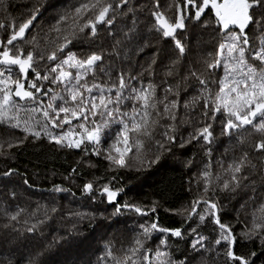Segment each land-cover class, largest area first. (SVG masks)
<instances>
[{
	"label": "snow or ice",
	"instance_id": "1",
	"mask_svg": "<svg viewBox=\"0 0 264 264\" xmlns=\"http://www.w3.org/2000/svg\"><path fill=\"white\" fill-rule=\"evenodd\" d=\"M146 7L141 0H76L45 27L37 25L46 11L44 0H35L25 16L0 22V126L20 130L23 137L13 138L18 144L47 140L58 150L103 155L109 171L139 170L173 149L199 145L206 159L189 180L196 195L177 210L181 227L138 223L128 243L121 240L117 247L115 240L106 241L95 264H176L167 240L151 246L153 233L187 236L191 254L181 264H210L209 257L216 264L221 256L223 264H255L256 252H236L234 245L259 241L264 248V0H174L164 11L160 0H152L142 28L140 15ZM173 8L169 17L167 11ZM207 12L211 16L203 21ZM189 23L204 29L214 26L217 34L213 50L198 61L202 69L192 62L183 65L186 46L177 34ZM152 34L170 38L171 52L154 45ZM149 48L152 55L141 62L138 57ZM162 56L168 63L164 78L156 83ZM217 124L220 135L235 144L231 158L213 163ZM189 127L192 130L185 136ZM8 146L14 145L9 141ZM184 163L186 168L196 167L194 157ZM13 172L10 168L2 175ZM76 174L73 168L65 180ZM116 179L100 176L85 182L81 194L95 200L98 193L101 203L112 206V217L156 212L155 201L147 209L120 203L123 189L113 185ZM104 180L108 182L97 186ZM51 191L70 189L53 185ZM237 197L243 199L237 219L242 211L250 217L239 234L221 216L222 202ZM3 212L14 224L22 216L26 225L35 220L26 229L29 233L49 218L48 209L42 216L39 208ZM207 223L216 226L217 235L204 234Z\"/></svg>",
	"mask_w": 264,
	"mask_h": 264
},
{
	"label": "trees",
	"instance_id": "2",
	"mask_svg": "<svg viewBox=\"0 0 264 264\" xmlns=\"http://www.w3.org/2000/svg\"><path fill=\"white\" fill-rule=\"evenodd\" d=\"M34 2L35 0H3V4L10 6L14 11L25 8L27 12L23 16L29 12ZM75 2L76 0H44L46 11H43V15L39 17L37 25L43 24L46 27L53 22L52 18L57 12ZM151 2L152 0H141V3L147 6L140 15L142 28L148 22V8L151 7ZM173 2L174 0H160L161 10H166ZM167 15L172 17L174 8L168 10ZM210 16L211 13L207 12L202 16V20L207 21ZM20 17L22 15L17 13L9 16L8 19L0 18V22ZM216 35L214 26L204 29L199 24L193 27L191 23L188 24L186 31H178L177 38L186 46L183 65L187 67L188 63L192 62L194 67L202 69V64L198 61L205 53L213 50L217 42L214 38ZM249 35L254 34L249 32ZM2 36L3 33H0V37ZM149 39L165 52H171L174 48V42L170 38L161 39L152 34ZM152 52V48L146 49L138 59L143 62L152 55ZM161 59L162 63L156 69V83H160L164 78V65L168 63L167 58L162 56ZM191 130L190 127L187 128L184 135L187 136ZM14 137H23V133L18 129L0 126V145H2L0 147V264H30V260L33 259L38 261V264H95L101 254L99 250L106 241L115 240L117 247L121 240L128 243L134 235L131 229L138 223L155 221L160 227L169 229L181 227L182 217L177 214V210L187 206L196 195V186L192 184L190 188L189 180L202 167L201 162L206 159L199 145H190L184 149H173L172 153H164L157 163L151 166L145 165L139 170L133 167L109 171L108 161L103 155L95 156L89 152V155L84 156L79 150H58L47 140L33 143L28 139L23 144H18ZM9 141L14 145L11 148L8 146ZM234 144V140L230 141L220 135L217 124L216 142L211 145L213 163L216 160L227 161L231 158ZM226 149H228L227 154H225ZM154 151L155 148L152 147L151 152ZM192 157L195 158L196 167L186 168L184 162ZM77 160L80 161L79 165L76 163ZM10 168L14 169V172L4 177L2 173ZM73 168L77 169L78 174L65 180ZM113 175L117 177L113 185L123 189L118 199L120 203L125 201L137 203L147 209L155 201L156 212H149L151 215L146 217H140L134 212H124L119 217H112V206L101 203L98 193L95 200L81 194L83 183L93 181L100 176ZM24 180L28 181L27 185L24 184ZM106 182L108 181H100L97 186ZM53 185L70 189V192H53L51 191ZM72 193H75V196ZM242 202L243 199L239 200L238 197L236 200L222 202L224 205L221 212L222 220L231 223L236 234L250 224L243 211L239 214V220L237 219L236 209ZM18 207L25 208L29 212L39 208L41 216L43 211L48 209L49 218L36 232L29 233L26 229L35 220H30L26 225L22 216L20 223L14 224L3 212V209L13 212ZM52 207L57 209L55 213L51 212ZM76 213L81 216H77ZM214 228L215 225L207 223L202 227V231L206 236L211 237L218 234V229L214 232ZM159 239H165L170 246H173L172 259L176 264H181L185 257L191 254L187 236L179 239L171 237L170 233H153V239L149 241L153 248L159 243ZM57 240L59 242H55ZM219 250L223 251V249ZM234 251L256 252L255 264H264V248H261L259 241L239 242L234 245ZM199 258L197 256V260ZM209 261L211 264V257ZM216 264H223L222 256Z\"/></svg>",
	"mask_w": 264,
	"mask_h": 264
},
{
	"label": "rangeland",
	"instance_id": "3",
	"mask_svg": "<svg viewBox=\"0 0 264 264\" xmlns=\"http://www.w3.org/2000/svg\"><path fill=\"white\" fill-rule=\"evenodd\" d=\"M4 6H5V4H3V0H1V2H0V18L8 19L9 16H12V15L17 14V13L23 16L27 12L25 8L17 10V11H14V9L10 8V6L6 7V11H5V7ZM238 199L240 200V197H238ZM251 211L252 210L249 207V211L248 212L250 213ZM247 219L250 221V217L247 218Z\"/></svg>",
	"mask_w": 264,
	"mask_h": 264
},
{
	"label": "water",
	"instance_id": "4",
	"mask_svg": "<svg viewBox=\"0 0 264 264\" xmlns=\"http://www.w3.org/2000/svg\"><path fill=\"white\" fill-rule=\"evenodd\" d=\"M118 199H119V197H118ZM150 215H151V213L148 214V216H150Z\"/></svg>",
	"mask_w": 264,
	"mask_h": 264
}]
</instances>
